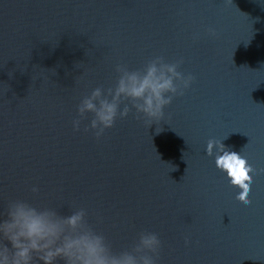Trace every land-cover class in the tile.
Here are the masks:
<instances>
[{"label":"water","instance_id":"obj_1","mask_svg":"<svg viewBox=\"0 0 264 264\" xmlns=\"http://www.w3.org/2000/svg\"><path fill=\"white\" fill-rule=\"evenodd\" d=\"M157 56L195 77L162 121L74 129L117 64ZM213 138L254 166L250 205ZM18 198L87 209L117 252L155 232L157 264H264V0H0V212Z\"/></svg>","mask_w":264,"mask_h":264},{"label":"clouds","instance_id":"obj_2","mask_svg":"<svg viewBox=\"0 0 264 264\" xmlns=\"http://www.w3.org/2000/svg\"><path fill=\"white\" fill-rule=\"evenodd\" d=\"M208 31L216 35L214 28ZM182 63V59L168 62L157 56L141 69L117 64L115 85L98 86L80 101L74 129L79 131L91 113L84 130H94L100 138L115 126L118 117H128L133 109L137 119L143 118L149 127L158 124L166 106L183 95L195 79L191 73L185 75L179 70ZM206 153L215 157L216 167L226 173L229 183L240 189L236 199L250 205L254 166L240 153L226 150L222 140L209 139ZM31 190L38 193L39 187L34 185ZM73 208L64 214L26 199L9 200L0 212V264H157L162 249L157 233L141 232L131 250L117 252L90 223L87 209Z\"/></svg>","mask_w":264,"mask_h":264}]
</instances>
